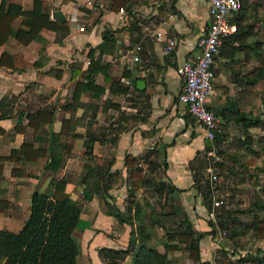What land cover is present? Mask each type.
I'll return each instance as SVG.
<instances>
[{"label":"crops","instance_id":"0c3cea01","mask_svg":"<svg viewBox=\"0 0 264 264\" xmlns=\"http://www.w3.org/2000/svg\"><path fill=\"white\" fill-rule=\"evenodd\" d=\"M5 1L20 5L24 11L33 8V0ZM41 1L42 12L66 30L43 28L40 39L28 44L9 36L0 46V54L9 55L13 64L11 67L0 66V104L3 101L4 109L10 110L9 117L0 118V129L3 130L0 132V157H8L12 150H20L23 142L31 143L33 149L30 152L33 159H25L19 151L16 159L0 160L3 166L0 198L8 203L4 212H0V228L9 230L12 224L23 225L28 218L31 194L52 191L54 180L66 178L67 193L82 204L80 217L90 223L89 228L75 232L80 245L77 264H106L98 256V249H126L129 240L130 225L119 222L116 212L124 209L128 190L124 159L132 155L145 156L146 162L157 163L156 167L141 163L143 171L155 176L162 169L158 179L184 189L173 195L175 203L183 208L195 230L208 231L207 211L193 188L190 165L194 167L193 163L199 157L204 153L207 155L211 144L206 146L209 139L205 137L204 129L178 101L182 81L176 73L179 64L194 59L200 52L198 41L209 24L207 1ZM121 2L130 3L128 7L131 8L125 11L123 6L118 10L116 6ZM244 2L241 30L231 44L222 43L215 59L214 91L208 101V106L218 113V125L221 121V127L228 133L219 141L223 151L221 169L228 181L235 177L233 170L242 172L249 166L250 158L245 154L248 149L243 151L241 146L242 131L238 130V122H233L235 118L250 115V110L244 111L240 107L241 101L256 96V87L262 80L251 71L262 61L264 48L258 43L262 46L264 40L251 39L264 33V0ZM121 9L123 13H120ZM55 11L62 13L64 21L52 17ZM24 21L26 17H17L12 28L24 27ZM134 23L141 26L144 34L140 43L130 40L134 30L130 26ZM117 28L115 45L101 49L103 32ZM157 33L161 36L157 37ZM168 36H176L178 44L167 54L164 47ZM136 45L140 46L139 61L133 60ZM90 54L93 60L107 65L111 80H119L130 92L127 95L112 94L109 91L111 81L99 71L92 78L94 85L103 92L97 95L92 89L83 91L80 94L82 104L70 107L77 81L83 80V73L89 68ZM139 80L143 81L140 86ZM29 89L27 101L19 100L23 91ZM106 102L119 104L120 109L115 110ZM44 109L52 112V122H41L37 128L29 125V115ZM67 119L72 122L64 127L63 122ZM16 126L24 127L23 132H17ZM52 135L56 136L53 138ZM88 143L92 146L90 154ZM51 155L55 157L54 168L49 165ZM86 163L95 169L89 171L90 182L82 183L81 179L88 174L84 167ZM115 171L121 172V179L104 197L101 183L96 180L105 172L113 174ZM87 189L92 195L86 200ZM147 191L149 197L143 195ZM152 193L140 188L136 196L140 203L146 198L153 206L157 197ZM144 210L148 214L150 209ZM17 213L23 214L19 221ZM138 220L143 221L142 217ZM158 229L162 228L155 226L150 230L152 244L158 252L166 253L168 264H172V251L164 249L165 233H159ZM211 239L208 234L200 242L202 261H210ZM133 262L134 258L129 254L121 264Z\"/></svg>","mask_w":264,"mask_h":264},{"label":"trees","instance_id":"16d2710c","mask_svg":"<svg viewBox=\"0 0 264 264\" xmlns=\"http://www.w3.org/2000/svg\"><path fill=\"white\" fill-rule=\"evenodd\" d=\"M241 1V9L235 12L232 17L237 24V32L223 39L222 43L231 44L232 40L236 39L235 35L241 30V15L244 9L245 2ZM124 4V5H123ZM131 4L118 3L116 8L129 10L128 6ZM19 16L26 17L23 22L24 27L17 30L12 28V22ZM231 17V19H232ZM51 30H66L65 27L57 25V23L50 19L48 14L42 12V1L33 0V8L29 11H24L20 5L7 3L1 0L0 4V46L3 45L9 36H14L20 43L28 44L32 40L40 39V31L43 29ZM131 42L140 43L143 37L141 26L138 23L131 24ZM117 29H107L103 32L101 49L109 48L115 45ZM223 45H221L220 50ZM90 64L86 73H83V80L77 81L75 88L73 102L70 107L82 104L80 102V94L83 91L93 90L97 95L103 92V89L94 85L92 75L102 71L105 79L111 81L109 91L115 95H127L130 92L129 87H125L119 80H111L107 75L108 67L106 64H100L97 60H93L90 54ZM11 67L12 59L6 53L0 54V66ZM79 72V71H78ZM253 75L258 78L264 76V59L260 65L251 71ZM128 76L127 73H124ZM0 104V118H7L10 116V110L4 109V104ZM108 102H106L107 104ZM108 105L119 110L120 105L108 103ZM215 112V111H214ZM190 115V114H189ZM216 117L218 113H215ZM53 114L49 110H39L33 115H29L28 124L34 125L36 128L41 122L51 123ZM71 119L63 122V126L69 125ZM17 132H23L24 127L16 126ZM0 132L3 130L0 129ZM56 135H52L54 138ZM220 140L216 139L217 144ZM210 142L207 141V147ZM88 154L92 146L88 143ZM22 151L25 159H33L30 152L33 151L31 143L23 142L20 150H12L8 157H0V160L17 158L16 155ZM36 152V151H35ZM222 153V151H221ZM205 153L194 162L192 171L193 188L197 193L201 194L205 200V207L210 209V189L209 181L203 176V169L206 165ZM36 158V157H34ZM54 155H51L49 163L53 168L55 167ZM147 157H134L127 155L124 159V167L127 169L128 190L127 197L122 211L118 210L117 216L121 223L130 225L129 240L126 249H115L102 247L98 249V256L106 264H121L124 258L131 254L134 258L133 264H168L166 253L158 252L156 245L152 244L151 228L158 226L163 229L166 242L164 249L169 251H180L182 249L179 242H188V257L194 264H211L208 261H202L200 254V242L205 235L213 237L214 221L207 212L208 231H193V226L189 221L185 211L180 205L175 203L174 194H179L184 189H178L171 183L163 179H153L148 172L143 171L141 163H146L148 167L152 165L156 167L157 163L146 162ZM20 159V158H18ZM111 164V163H110ZM109 164V166H110ZM156 164V165H155ZM166 166V162H164ZM88 169V174L81 179L82 183H89V171L94 167L86 163L84 165ZM99 168V167H96ZM101 168V167H100ZM3 166L0 165V193L2 180ZM121 179V172L115 171L113 174L104 173L96 180V183H101V194L106 197L108 189L117 184ZM67 179L62 178L52 182V191L49 192H33L30 197V207L28 218L25 220L21 228L14 232L4 228H0V264H77V257L80 254V245L76 239L75 232L84 231L89 228L90 223L80 217L82 211V204L79 201L70 198L66 191ZM89 187V186H88ZM140 188L144 190L153 191V195L157 197L155 206H151L149 200L145 198L143 203L138 200L136 193ZM88 191L84 195V199H89L92 191ZM107 203V202H106ZM149 206V207H148ZM8 207L7 201L0 198V212ZM151 207V208H150ZM149 210L146 214L145 210ZM210 211V210H209ZM142 217L143 221L138 220ZM135 220H134V219ZM140 221V222H138ZM170 222H172L170 224ZM172 224L176 227L172 228ZM255 236L257 238H264V219L255 221ZM181 229H178V228ZM211 237V238H212ZM176 240V242H175ZM264 263V256H262Z\"/></svg>","mask_w":264,"mask_h":264},{"label":"rangeland","instance_id":"374dc122","mask_svg":"<svg viewBox=\"0 0 264 264\" xmlns=\"http://www.w3.org/2000/svg\"><path fill=\"white\" fill-rule=\"evenodd\" d=\"M254 36L251 40L256 39L260 42L264 40V33ZM258 45L262 49L264 48L261 43ZM261 57L264 59V50ZM261 79V83L256 87V96L245 98L240 104L244 111H251L250 115L240 119L235 118V122H233L234 124L238 122V130L242 131L241 146L243 151L248 149L245 154L249 155V166L244 167L242 172L233 170L235 177L230 181L227 179L228 176L224 178L223 174L225 173L221 169L223 151L216 139L222 140L227 137L228 133L221 127V121L215 129L214 143L211 147L215 153L211 156L205 155L206 165L202 173L210 184L209 210L213 213L215 229L213 237L211 236V252L208 255L210 260L208 262L211 264H264L262 260L264 238H257L254 234L255 221L264 219V77ZM30 93L31 90L23 91L18 97L19 100L26 102ZM215 113L217 112L215 111ZM161 172L162 169L159 174L155 173V176L150 177L158 179V175L162 176ZM228 174L230 173L228 172ZM213 175L216 176V179L212 178ZM143 195L149 197V192L147 191ZM199 196L205 205L203 196L200 193ZM215 202H219V204L216 205ZM209 210L206 208L207 212ZM22 216V213H17V220L19 221ZM17 224H12L9 230L18 231L22 223ZM175 227L176 225L172 224V228ZM192 230L198 232L195 228ZM158 231L163 233L162 229H158ZM179 243L182 249L172 251V264H194L188 257V242Z\"/></svg>","mask_w":264,"mask_h":264},{"label":"built area","instance_id":"2783aa9c","mask_svg":"<svg viewBox=\"0 0 264 264\" xmlns=\"http://www.w3.org/2000/svg\"><path fill=\"white\" fill-rule=\"evenodd\" d=\"M208 4L209 24L206 32L200 37L198 46L200 52L192 60L179 64L176 68L177 75L181 78L182 87L178 94V101L185 106L190 114L205 132V137L210 141V147L214 143V132L218 125V118L213 109L208 106L210 96L214 91V62L220 52L222 41L225 37L237 32V25L231 20L232 15L241 9L240 0H206ZM123 13V10H120ZM161 34L157 33V37ZM178 44L176 36H168L165 39V53H171ZM140 46L133 48L134 61H139L137 53ZM213 148L208 155H214ZM211 172V170L209 169ZM216 179V176H212ZM221 203V201H220ZM219 204V202H215ZM210 218L213 213L209 211Z\"/></svg>","mask_w":264,"mask_h":264},{"label":"water","instance_id":"95a60500","mask_svg":"<svg viewBox=\"0 0 264 264\" xmlns=\"http://www.w3.org/2000/svg\"><path fill=\"white\" fill-rule=\"evenodd\" d=\"M52 17L55 19V20H58V21H64V17L62 15V13L60 11H55L53 14H52ZM143 83L142 80H139L138 81V86H140L141 84Z\"/></svg>","mask_w":264,"mask_h":264}]
</instances>
